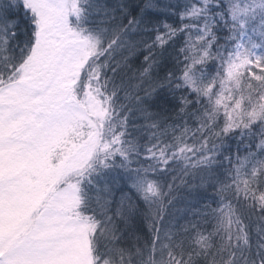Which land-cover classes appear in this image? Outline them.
Here are the masks:
<instances>
[{
    "label": "snow or ice",
    "instance_id": "obj_1",
    "mask_svg": "<svg viewBox=\"0 0 264 264\" xmlns=\"http://www.w3.org/2000/svg\"><path fill=\"white\" fill-rule=\"evenodd\" d=\"M0 264H264V0H0Z\"/></svg>",
    "mask_w": 264,
    "mask_h": 264
},
{
    "label": "trees",
    "instance_id": "obj_2",
    "mask_svg": "<svg viewBox=\"0 0 264 264\" xmlns=\"http://www.w3.org/2000/svg\"><path fill=\"white\" fill-rule=\"evenodd\" d=\"M26 37L23 31L19 32L17 35V40L19 41V43L22 45L25 41ZM174 174V173H170L169 175ZM119 190H117V194H118ZM192 194L187 192L186 190H181V195L178 196L177 201H176V208L175 209H170V219L175 216V217H179L180 215L187 214V207L192 204V201L189 199V197ZM146 230V229H145Z\"/></svg>",
    "mask_w": 264,
    "mask_h": 264
}]
</instances>
